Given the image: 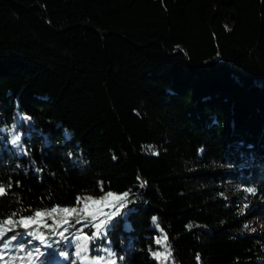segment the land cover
<instances>
[{
  "label": "trees",
  "instance_id": "1",
  "mask_svg": "<svg viewBox=\"0 0 264 264\" xmlns=\"http://www.w3.org/2000/svg\"><path fill=\"white\" fill-rule=\"evenodd\" d=\"M0 127V264H264L224 198L264 199V0H0Z\"/></svg>",
  "mask_w": 264,
  "mask_h": 264
},
{
  "label": "rangeland",
  "instance_id": "2",
  "mask_svg": "<svg viewBox=\"0 0 264 264\" xmlns=\"http://www.w3.org/2000/svg\"><path fill=\"white\" fill-rule=\"evenodd\" d=\"M8 129L5 127H0V136L5 137L7 135ZM20 142V141H19ZM20 148L22 152V146L20 143L16 145ZM240 163L237 165L239 166ZM240 167V166H239ZM232 168V167H231ZM219 170H225V168L221 167ZM254 194L249 193L247 189L236 187V188H229L227 187L225 190L224 198L227 199L232 205H235L239 209V213L241 214L242 219L246 223V227L249 231V235L253 236H259L262 237L264 241V199H257L256 202L253 204L250 203V201L253 199ZM104 200L106 201L103 209H99V206L101 205L100 199H91L89 200L87 204V209L84 211L86 212V217L94 220L97 217H100L107 213V210L110 208H114L118 204H120L118 210L115 213H111L108 218L106 219V225H109L113 219H116L121 215L123 218L126 217L127 212L121 211V204L124 205L125 199L124 196L121 194H112L110 197H105ZM235 202H238V204H235ZM129 203V202H126ZM14 234V233H12ZM20 238L18 236V241ZM160 245H162V239L159 238ZM78 245H83L84 250L81 251L80 247ZM73 252L76 254L77 258L81 261L84 260L85 255L87 254L89 247L86 246L84 243H79V236H77L73 242ZM79 253V255H77ZM154 253H160L161 255L159 258L154 257L153 258L157 261L158 264H170L168 263V253L163 249H158ZM34 260H32L31 263H33ZM59 262L61 264H68L70 262L69 256L68 259L64 257H60Z\"/></svg>",
  "mask_w": 264,
  "mask_h": 264
},
{
  "label": "snow or ice",
  "instance_id": "3",
  "mask_svg": "<svg viewBox=\"0 0 264 264\" xmlns=\"http://www.w3.org/2000/svg\"><path fill=\"white\" fill-rule=\"evenodd\" d=\"M19 141H20V137L16 136L11 142H12L13 145H18ZM9 187H11L10 184H9ZM6 191L7 190L5 188V185L3 183H0V196H4L6 194ZM247 191L249 193H254L255 189L254 188H248ZM108 195L111 196L112 193H108ZM127 195H128V193L124 194L125 197H127ZM121 207H124V205L121 204ZM63 211L65 213H67L69 211V209L65 208V209H63ZM56 212H57V208L53 207V208H51V212L49 213V215H51V213H56ZM13 215L14 214H9L8 218H6V219L4 217H0V245H2L3 249L9 248L10 243L13 242V241H16L18 239V236H19V233L16 232V233L12 234L11 236H9L7 239H5L6 232L12 231L16 227L15 222L11 218ZM44 215H45V213H43L41 211H36L35 212V218H42ZM152 219H153L154 223L157 220L156 217H153ZM36 222L37 221L33 218V216L28 215L27 217H22L20 219V221H19V224H20V226L22 228L27 229V228L30 227V225L32 223H36ZM6 224L7 225H11L12 228H10V229L9 228H5ZM97 228H99V226H97ZM28 235L29 236L35 235L36 239H38L41 243H44V237H43L42 233H40V234L28 233ZM61 235H63V233H61ZM97 235H99V232L93 233V237H95ZM164 239L166 240L167 237L165 236ZM157 243H160V241L158 240ZM48 247H51V245H48ZM78 247H80L81 251L84 250V246L83 245H78ZM21 250H24V249H21ZM34 251L39 252L40 249L36 248V249H34ZM77 255H79V253H77ZM160 255H161L160 253H153V256L156 257V258H159ZM29 256H31V253H29ZM60 256L68 259V253H66V252L61 251L60 252ZM0 259H3V255L2 254H0ZM120 259L123 260V257H120ZM197 259H199V257H197ZM71 264H75V261L72 260ZM110 264H116V261L112 260V261H110Z\"/></svg>",
  "mask_w": 264,
  "mask_h": 264
}]
</instances>
